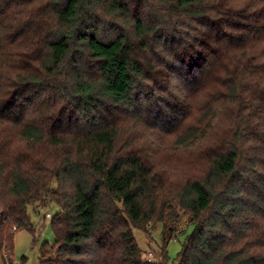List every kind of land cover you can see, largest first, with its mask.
I'll return each mask as SVG.
<instances>
[{
    "label": "trees",
    "instance_id": "16d2710c",
    "mask_svg": "<svg viewBox=\"0 0 264 264\" xmlns=\"http://www.w3.org/2000/svg\"><path fill=\"white\" fill-rule=\"evenodd\" d=\"M46 203L38 264H264V0H0V246Z\"/></svg>",
    "mask_w": 264,
    "mask_h": 264
},
{
    "label": "rangeland",
    "instance_id": "374dc122",
    "mask_svg": "<svg viewBox=\"0 0 264 264\" xmlns=\"http://www.w3.org/2000/svg\"><path fill=\"white\" fill-rule=\"evenodd\" d=\"M197 138H190L184 142L175 141L173 137H166L163 146L167 147L173 159L184 160L187 159L192 153V149L198 144ZM189 155V156H188ZM37 209V212H35ZM28 210L29 218L35 230V240L33 244V234L28 229H19L14 232L12 238V252L16 260L23 256L26 258L24 264H38L39 247L43 242L52 244L54 242V234L50 226V219L45 217V214L55 213L58 207L54 203H46L42 207ZM193 224L187 222L185 217H181L179 232L170 241L167 242L166 251V264H178L181 251L184 247L187 236L193 230ZM135 239L142 249V251L153 250L161 252L162 247V224L156 223L150 228V235L145 230L133 228ZM33 244V245H32ZM10 246V244H9ZM33 246V247H32Z\"/></svg>",
    "mask_w": 264,
    "mask_h": 264
},
{
    "label": "built area",
    "instance_id": "2783aa9c",
    "mask_svg": "<svg viewBox=\"0 0 264 264\" xmlns=\"http://www.w3.org/2000/svg\"><path fill=\"white\" fill-rule=\"evenodd\" d=\"M43 204H40L37 206L42 207ZM37 212V209L36 211ZM52 214L47 212L45 214V217L50 218ZM10 217L9 215L4 214L2 211H0V223H9ZM20 228L13 224L11 225V232L14 234V232L18 231ZM143 258L148 263H154L159 264V262L162 260V254L160 252H155L153 250L145 251L142 254ZM23 258H20L19 260H16L13 256L12 248L8 245L6 241H3V243L0 246V264H23Z\"/></svg>",
    "mask_w": 264,
    "mask_h": 264
}]
</instances>
